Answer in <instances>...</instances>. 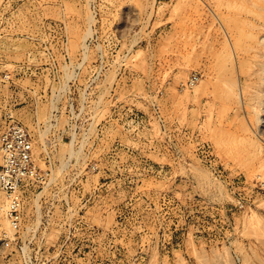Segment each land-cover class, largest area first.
Segmentation results:
<instances>
[{"label": "rangeland", "instance_id": "1", "mask_svg": "<svg viewBox=\"0 0 264 264\" xmlns=\"http://www.w3.org/2000/svg\"><path fill=\"white\" fill-rule=\"evenodd\" d=\"M263 27L264 0H0V121L52 174L21 221L78 175L123 264H264Z\"/></svg>", "mask_w": 264, "mask_h": 264}, {"label": "built area", "instance_id": "2", "mask_svg": "<svg viewBox=\"0 0 264 264\" xmlns=\"http://www.w3.org/2000/svg\"><path fill=\"white\" fill-rule=\"evenodd\" d=\"M199 81V75L194 74L186 86L193 89ZM0 150V191L9 202L7 217L17 229L13 238L0 240V264H123V256L110 251L113 238L92 220L93 202L101 197L82 189L83 178L78 175L67 176L63 188L56 184L52 205L43 207L41 203L35 218L21 221L24 190L49 183L52 174L35 165L30 133L11 114L0 121ZM112 210L116 224L124 225V213ZM106 213L103 210V215ZM139 219L134 222L137 232L142 228ZM128 264H149L148 254L139 250Z\"/></svg>", "mask_w": 264, "mask_h": 264}, {"label": "bare ground", "instance_id": "3", "mask_svg": "<svg viewBox=\"0 0 264 264\" xmlns=\"http://www.w3.org/2000/svg\"><path fill=\"white\" fill-rule=\"evenodd\" d=\"M212 3V2H211ZM213 5V4H212ZM221 6V5H220ZM225 6H226V4H225ZM223 7V6H222ZM221 8V7H220ZM226 17V16H225ZM264 28V27H263ZM262 28V29H263ZM259 32H260V30H259ZM262 32H264V31H262ZM260 35V34H259ZM253 36V35H252ZM257 36V35H256ZM261 39H262V37H261ZM259 44V43H258ZM255 49V48H254ZM253 111V110H252ZM259 112V111H258ZM257 113V112H256ZM3 209V208H2Z\"/></svg>", "mask_w": 264, "mask_h": 264}]
</instances>
